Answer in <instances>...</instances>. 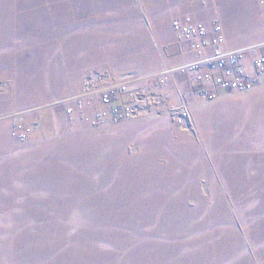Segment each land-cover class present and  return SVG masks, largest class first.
<instances>
[{"label": "rangeland", "instance_id": "1", "mask_svg": "<svg viewBox=\"0 0 264 264\" xmlns=\"http://www.w3.org/2000/svg\"><path fill=\"white\" fill-rule=\"evenodd\" d=\"M165 3L0 0V264H264V78L190 96L189 128L168 114L95 127L57 104L93 72L193 58Z\"/></svg>", "mask_w": 264, "mask_h": 264}, {"label": "built area", "instance_id": "2", "mask_svg": "<svg viewBox=\"0 0 264 264\" xmlns=\"http://www.w3.org/2000/svg\"><path fill=\"white\" fill-rule=\"evenodd\" d=\"M207 4V0H202ZM264 16V0H260ZM177 41L193 58L180 64L162 63L150 73L137 71L93 72L79 93L61 99L71 120L90 122L95 127L121 123L145 115L168 114L182 128L192 127L190 96L215 99L222 91H250L264 78V42L261 46L229 47L222 23L210 24L186 13L172 21ZM184 74L178 101L169 83ZM18 115H21L20 113ZM35 125L16 119L12 136L29 139Z\"/></svg>", "mask_w": 264, "mask_h": 264}, {"label": "crops", "instance_id": "3", "mask_svg": "<svg viewBox=\"0 0 264 264\" xmlns=\"http://www.w3.org/2000/svg\"><path fill=\"white\" fill-rule=\"evenodd\" d=\"M164 1L173 13L179 15L191 13L197 19L209 24L212 19L218 20L223 25L228 45L231 48L261 46L264 42L263 9L261 7L259 12L253 10L246 0H211L210 5H203L200 0ZM225 10L227 11L226 16L224 15ZM260 50H264V47H260ZM169 54L176 59L183 57L178 46L171 47Z\"/></svg>", "mask_w": 264, "mask_h": 264}]
</instances>
